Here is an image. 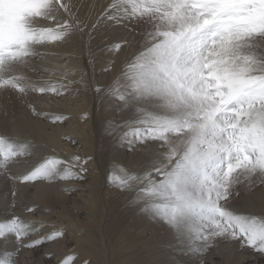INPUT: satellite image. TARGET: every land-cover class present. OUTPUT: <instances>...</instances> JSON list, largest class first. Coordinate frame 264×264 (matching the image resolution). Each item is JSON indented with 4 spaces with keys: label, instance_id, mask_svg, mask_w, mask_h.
<instances>
[{
    "label": "snow or ice",
    "instance_id": "snow-or-ice-1",
    "mask_svg": "<svg viewBox=\"0 0 264 264\" xmlns=\"http://www.w3.org/2000/svg\"><path fill=\"white\" fill-rule=\"evenodd\" d=\"M23 8L15 29L8 27V14L3 17L0 95L14 93L35 118H47L32 95L78 94L72 85L87 88L88 81L82 67L61 71L62 65L44 68L47 77L34 76L35 61L47 55L42 48L71 44L78 36L93 67L97 49L125 55L120 74L109 84L96 82L93 90L104 112L132 114L122 121L106 116L105 132L147 163L142 169L114 163L108 183L135 190L130 203L170 227L189 251L203 254L238 243L239 250L264 256V214L232 208L238 198L259 193L264 199V0H108L87 19L80 18L79 0H25ZM61 12L64 18L58 19ZM117 29V38L106 35ZM113 65L114 60L103 70ZM77 72L78 80L69 79ZM67 119L57 115L53 122ZM32 148L30 141L18 144L0 132V168L14 186L87 181L93 158L61 159L55 149L31 169L13 173L11 167ZM65 234L53 226L40 235L36 222L15 214L0 221V240L14 237L17 255ZM53 255L45 253L49 264Z\"/></svg>",
    "mask_w": 264,
    "mask_h": 264
},
{
    "label": "bare ground",
    "instance_id": "bare-ground-1",
    "mask_svg": "<svg viewBox=\"0 0 264 264\" xmlns=\"http://www.w3.org/2000/svg\"><path fill=\"white\" fill-rule=\"evenodd\" d=\"M9 1L12 2L13 14L10 12L12 15L8 18V27L15 29L25 0H19L20 3L17 1L19 6L16 0ZM107 2L79 0L80 18H95ZM62 18L63 12L58 19ZM0 23L3 24L2 17ZM39 23L46 25L49 21L41 20ZM0 27L2 30L3 26ZM119 34L118 29L106 33L113 39ZM136 38L140 39L139 36ZM96 44L103 47L99 40ZM82 47L84 45L80 38L73 36L71 44L61 43L42 48L41 51L47 55L35 61L37 73L34 76L47 77L49 74L44 72V68L61 65L64 66L61 71L82 67L87 73V88L79 84L72 85V89H78V94L30 97L38 111L48 114L47 118H35L23 102L16 99L14 93L0 95V132L12 137L18 144L30 141L33 145L11 167L13 173L31 169L53 149L61 159L71 158L74 154L93 158L89 164L87 181L39 180L31 186H14L0 168V221L14 214L22 216L25 220L36 222L40 235L49 233L53 226L66 229L65 237L59 242L45 243L34 250L21 248L18 255L14 237H9L7 241L0 240L1 259L15 264H49L45 256L47 252L54 254L51 264H64L65 261L67 264H84L86 260L90 264H264V256L250 249L239 250L238 243L229 245L227 250L224 244H220L219 247L208 248L203 254L189 251L187 245L177 243L170 227L141 212L139 205L130 203L135 198V190L121 191L108 183L107 176L114 163L142 169L147 161L139 153H129L126 148L118 146L105 132L106 116L122 121L129 119L132 114L127 111L120 114L116 111L104 112L93 90L96 82L106 85L120 74L125 55L97 49L93 67L88 63L87 51L81 52ZM113 60L112 71H104V65ZM79 78V72L69 76L72 80ZM85 113L90 114L87 121L84 119ZM57 115L69 119L54 123L53 117ZM13 191L16 192L15 197L12 196ZM27 207H33L34 212L28 213ZM232 208L240 214L261 215L264 214V199L259 193L254 197L238 198ZM40 225L44 227L40 228ZM33 238L38 236L33 234ZM5 253L10 255L5 256Z\"/></svg>",
    "mask_w": 264,
    "mask_h": 264
},
{
    "label": "rangeland",
    "instance_id": "rangeland-1",
    "mask_svg": "<svg viewBox=\"0 0 264 264\" xmlns=\"http://www.w3.org/2000/svg\"><path fill=\"white\" fill-rule=\"evenodd\" d=\"M17 1L19 2V0H16V2H17ZM10 2H11V1H9V0H8V2H7V1H4V0H0V15L3 14L2 16H0V19H1V17L3 18V17L5 16L6 13L8 14V18H10L11 15L13 14V13H12V10H11V8H13V7L11 6V3H12V2H11V3H10ZM18 2L16 3L17 6H19V3H20V2H19V3H18ZM4 3H5V4H4ZM6 3H7V5H6ZM4 6H5V7H4ZM6 6H7V7H6ZM6 8H7L8 10H7ZM4 9H5V10H4ZM9 9H10V10H9ZM10 12H11L12 14H11ZM8 20H9V19H8ZM46 25H48V24H46ZM0 26H3V24L0 23ZM0 29H1V27H0ZM1 258L3 259V257H0V260H2Z\"/></svg>",
    "mask_w": 264,
    "mask_h": 264
}]
</instances>
